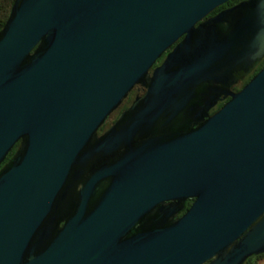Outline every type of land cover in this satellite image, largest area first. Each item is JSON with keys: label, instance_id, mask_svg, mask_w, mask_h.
Returning <instances> with one entry per match:
<instances>
[{"label": "water", "instance_id": "95a60500", "mask_svg": "<svg viewBox=\"0 0 264 264\" xmlns=\"http://www.w3.org/2000/svg\"><path fill=\"white\" fill-rule=\"evenodd\" d=\"M226 1L14 0L0 31V162L22 133L28 142L0 170L1 264H244L264 253V67L219 110L218 129L204 133L198 194H182L195 202L177 224L123 239L119 214L111 213L127 201L115 194L91 212L90 195H81L63 216L74 200L63 192L86 158L90 130L133 86L147 93L103 137V152L129 128V111L185 109L190 86L218 79L255 45L263 55L264 0L194 28ZM78 82L80 100L72 92ZM246 171L249 188L241 185ZM161 200L132 195L129 207L139 213Z\"/></svg>", "mask_w": 264, "mask_h": 264}, {"label": "flooded vegetation", "instance_id": "af4514ba", "mask_svg": "<svg viewBox=\"0 0 264 264\" xmlns=\"http://www.w3.org/2000/svg\"><path fill=\"white\" fill-rule=\"evenodd\" d=\"M247 1L249 0H227L195 23L194 28L202 27L210 19ZM185 37L186 33L178 37L155 60L149 69V77ZM245 47L244 42L240 50ZM249 49V53L244 55L232 70L222 74L218 79L200 86H190L186 94L189 93L191 101L185 109L129 111V128L122 129L121 135L114 136L115 140L119 141L112 144L113 151L103 152L100 149L103 137L112 129L119 117L147 93L146 86L140 84L133 86L103 123L93 130L89 129L92 135L83 147V156L86 158L72 170L70 183L74 185L63 192L65 195H73V207L66 206L69 203L66 202L68 196L64 198L66 210L63 216L75 209L81 195H90L89 206L85 210L91 212L102 203L107 194H115L127 201L125 205V200H122L120 207L118 201L117 203L115 201L116 207L111 213L116 217L119 214L116 219L121 220L120 225L124 229L123 239L177 224L195 202L194 197L182 194H198L195 175L197 170L194 165L198 162L197 150L207 147L202 143L205 139L204 133L218 129L215 118L219 115V110L231 99V94L240 92L264 67V53L261 57H256L260 47L255 45L253 49ZM77 79L80 81L79 74ZM79 86L78 82V88L75 86L72 89L76 100H80L82 95ZM22 134L15 139L3 157L0 170L17 152L26 147L28 135ZM248 176L249 172L246 171L241 181L243 188L250 186ZM244 194H250L249 189ZM132 195H143L148 198L161 196L163 200L149 209L136 213L133 211L136 210L134 207H129V197ZM63 224L60 222L59 227ZM35 237L36 233L31 238L32 253L36 252ZM254 256L256 255H251L245 262ZM210 262L211 260H208L204 264Z\"/></svg>", "mask_w": 264, "mask_h": 264}, {"label": "trees", "instance_id": "16d2710c", "mask_svg": "<svg viewBox=\"0 0 264 264\" xmlns=\"http://www.w3.org/2000/svg\"><path fill=\"white\" fill-rule=\"evenodd\" d=\"M13 2L14 0H0V31L2 30L8 18ZM263 257L264 253L254 256L251 260H248L247 262H249L250 264H256V262ZM247 262H245L244 264H246Z\"/></svg>", "mask_w": 264, "mask_h": 264}, {"label": "crops", "instance_id": "0c3cea01", "mask_svg": "<svg viewBox=\"0 0 264 264\" xmlns=\"http://www.w3.org/2000/svg\"><path fill=\"white\" fill-rule=\"evenodd\" d=\"M256 264H264V257L257 261Z\"/></svg>", "mask_w": 264, "mask_h": 264}, {"label": "rangeland", "instance_id": "374dc122", "mask_svg": "<svg viewBox=\"0 0 264 264\" xmlns=\"http://www.w3.org/2000/svg\"><path fill=\"white\" fill-rule=\"evenodd\" d=\"M246 264H250L249 262H247Z\"/></svg>", "mask_w": 264, "mask_h": 264}]
</instances>
